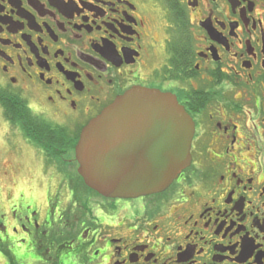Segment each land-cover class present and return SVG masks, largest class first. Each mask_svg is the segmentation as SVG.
<instances>
[{
  "label": "flooded vegetation",
  "instance_id": "1",
  "mask_svg": "<svg viewBox=\"0 0 264 264\" xmlns=\"http://www.w3.org/2000/svg\"><path fill=\"white\" fill-rule=\"evenodd\" d=\"M135 89L184 109L191 161L161 193L110 199L76 147ZM0 253L264 264V0H0Z\"/></svg>",
  "mask_w": 264,
  "mask_h": 264
},
{
  "label": "water",
  "instance_id": "2",
  "mask_svg": "<svg viewBox=\"0 0 264 264\" xmlns=\"http://www.w3.org/2000/svg\"><path fill=\"white\" fill-rule=\"evenodd\" d=\"M192 129L174 97L132 90L83 129L79 174L110 199L161 193L190 164Z\"/></svg>",
  "mask_w": 264,
  "mask_h": 264
},
{
  "label": "rangeland",
  "instance_id": "3",
  "mask_svg": "<svg viewBox=\"0 0 264 264\" xmlns=\"http://www.w3.org/2000/svg\"><path fill=\"white\" fill-rule=\"evenodd\" d=\"M9 260L0 253V264H8Z\"/></svg>",
  "mask_w": 264,
  "mask_h": 264
},
{
  "label": "trees",
  "instance_id": "4",
  "mask_svg": "<svg viewBox=\"0 0 264 264\" xmlns=\"http://www.w3.org/2000/svg\"><path fill=\"white\" fill-rule=\"evenodd\" d=\"M27 116H28V114H27Z\"/></svg>",
  "mask_w": 264,
  "mask_h": 264
}]
</instances>
